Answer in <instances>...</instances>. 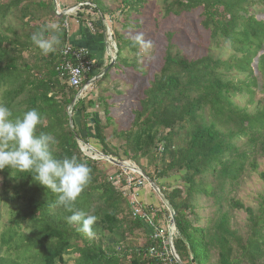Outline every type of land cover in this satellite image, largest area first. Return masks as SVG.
Segmentation results:
<instances>
[{
    "label": "trees",
    "instance_id": "trees-1",
    "mask_svg": "<svg viewBox=\"0 0 264 264\" xmlns=\"http://www.w3.org/2000/svg\"><path fill=\"white\" fill-rule=\"evenodd\" d=\"M74 1L79 26L95 38L109 42L107 22L113 24L116 49L110 60L116 61L90 88L99 89L97 97H78L102 73L97 68L80 88L62 74L65 49L79 46L55 0H0V102L14 117L36 109L43 118L38 131L58 141L55 156L75 155L90 167L91 182L76 207L98 218L94 235L69 225L71 213L53 207L55 194L30 174L13 173L14 178L5 169L0 171V264H161L149 255L161 243L136 215L124 167L98 152L140 170L146 189L154 191L148 180L159 187L176 214L174 247L181 264H264V189L255 194V205L241 198L247 182L264 186V0H160L162 9L150 28L147 0H121L115 10L108 1L119 0ZM119 10L126 16L122 29H116L113 16ZM198 12L209 36L206 54H187L180 45L182 30L169 31L161 37L165 50L156 68L162 22ZM48 25L56 26L60 43L43 55L31 36ZM144 29L141 45L135 36ZM122 73L145 78L146 86L131 111L130 128L114 133L120 143L113 145L107 131L119 121L114 112H121L125 93L101 86ZM145 188L137 192L139 207L149 214L156 210L155 221L166 227L170 211L162 203L161 208L145 204ZM201 248L205 258L197 253Z\"/></svg>",
    "mask_w": 264,
    "mask_h": 264
},
{
    "label": "clouds",
    "instance_id": "clouds-1",
    "mask_svg": "<svg viewBox=\"0 0 264 264\" xmlns=\"http://www.w3.org/2000/svg\"><path fill=\"white\" fill-rule=\"evenodd\" d=\"M55 25L33 33L31 40L43 55H48L60 43ZM135 41L144 44L142 34ZM42 116L31 109L22 116H13L12 111L0 102V171L31 175L33 182L55 194L53 207L63 208L71 215L66 217L69 225L88 237L94 235L93 226L97 217L77 208L76 202L91 182V169L75 155L59 159L54 146L58 143L53 134L38 131Z\"/></svg>",
    "mask_w": 264,
    "mask_h": 264
},
{
    "label": "rangeland",
    "instance_id": "rangeland-1",
    "mask_svg": "<svg viewBox=\"0 0 264 264\" xmlns=\"http://www.w3.org/2000/svg\"><path fill=\"white\" fill-rule=\"evenodd\" d=\"M55 2L57 3L58 0H55ZM147 2H148V4H147V10L145 12L146 13L145 25H146V28H150L153 26L152 21L154 19V16L156 15V13L159 10L162 9V7L159 4L160 0H147ZM120 3H121V0H119L117 3L108 1V6L115 10L119 7ZM64 5L65 6L60 5L61 9L60 8L58 9V16H65L64 11H66V12L68 11L71 13L70 15L66 16V20L69 23V28H70V25L71 26H73V25L79 26V24H77V23L72 25V22H76L75 15L78 12V10H76L77 5H76L75 1L74 0H65ZM58 7H59V5H58ZM113 16L117 17L118 23L116 24V29H122L121 27L123 26V23L126 22L125 14L121 13V11L119 10ZM182 18L183 19H181V18L180 19L179 18H170V19H167V20L162 22L164 30L160 34V36L158 37V40H157V43L159 44L160 49L158 50L157 55H156L157 57L155 58V66H157L156 68H158L161 65L163 53L165 50L164 45L161 43V37L164 33L169 32V31L182 30L180 45H181V48L187 54H189L193 57L194 56L202 57L206 54V49H207L206 43L209 39V36L206 35V33L201 28L200 12H198L192 16H185V18L184 17H182ZM107 23H108L109 28H111L113 24L109 23V22H107ZM65 24H64V26H65ZM111 33H112V31H111ZM126 34H132V32H126ZM139 34H146L145 29L142 30ZM149 36H152V35H149ZM200 43H203V46ZM108 47H109V49H108L109 53H110V50L113 51V49H116V46H113L112 42L109 43ZM110 47H111V49H110ZM145 51L152 52V51H154V48L150 47V46H146ZM110 55H111V53H110ZM110 58H112V55L110 56ZM149 59L150 58L148 57L143 62V71L148 70L147 63H149ZM128 71L130 72V70H128ZM112 73H114V71ZM128 75H131V74L124 75L122 73L121 76H117V77L114 76V79L112 78V80H109L110 79L109 78V79H107V81H105L103 83L104 85L101 86L102 88L106 87L109 91H113V89L117 87V88H119V90L123 89V91L125 93L124 96L121 97V99H122L121 101L125 102V104L123 105V107L121 109V112L120 111L114 112V115L116 116L115 120H119V121L112 124V126H109V129L107 131V134L109 135V138H110L109 140L113 145H119V143H120V140H118V138H116L117 135L116 134L114 135V133L126 131L127 129L130 128L131 123L133 121V116H132L131 111H132L134 106L138 105L142 89H143V87L146 86L145 78H140V77L136 76V78H135L136 80H134V75H132L133 78L128 77ZM128 78H129V80H128ZM97 82H95V83H97ZM90 92H91V89L87 93V96H84V97H89V99H94L97 97V93H99V89L97 88V90H94L91 93ZM78 97H80V96L78 95ZM110 104H112V102H110ZM97 110H99V109H97ZM101 117L104 119V113L103 112H101ZM83 149H85L84 146H83ZM93 157L97 158L95 155H93ZM98 157L103 159L99 154H98ZM144 163H146V162H144ZM175 186H177V185H174L173 187H175ZM148 188L151 190L150 187H148ZM263 189H264V186L262 185V183L256 182L255 180L249 181L245 184V189H244L243 194H241V198L248 205H255V201H254V198L256 196L255 194L262 192ZM145 191H146V188H145ZM153 193L155 194V197H157V199H159V201H161V203L164 204L162 199L160 198V196H158V194L154 191H153ZM145 242H146V240H145ZM145 242H143V243H145ZM197 253L203 255L204 251L201 248V249H199V251ZM204 258H205V256H204Z\"/></svg>",
    "mask_w": 264,
    "mask_h": 264
},
{
    "label": "built area",
    "instance_id": "built-area-1",
    "mask_svg": "<svg viewBox=\"0 0 264 264\" xmlns=\"http://www.w3.org/2000/svg\"><path fill=\"white\" fill-rule=\"evenodd\" d=\"M57 4V3H56ZM76 10H79L77 7ZM65 12V16L70 15V12ZM58 13V12H57ZM76 19V18H75ZM79 24V21L76 19V22ZM65 27L69 29V23L66 21ZM89 28L92 29V25H89ZM109 30L110 42L113 43V46H116L115 42L112 39L111 29ZM111 55L113 53L110 50ZM110 55V56H111ZM64 60L61 66L62 74L68 78V82L71 87L80 88L84 79L89 75L95 73L96 63L92 58L90 52L82 47H74L73 45H68L65 49ZM94 77L89 83H87L79 92V96H87V93L92 87V82L95 80ZM127 165V164H126ZM123 174L127 179L126 191L133 196V201L137 205L136 215H140L143 221L147 222L148 228L151 231L153 239L160 241L161 246L150 248L149 255L151 257H156L160 260L161 264H178L180 259L176 253L174 247V235L176 233V225L172 223L171 219L167 222L166 227L164 225L157 223L155 221V212L152 211V214L146 213L143 207L140 206V198H138V190L145 188L147 185L146 179L143 177V174L136 167L127 165L123 169ZM141 175L140 178H137L136 175Z\"/></svg>",
    "mask_w": 264,
    "mask_h": 264
},
{
    "label": "crops",
    "instance_id": "crops-1",
    "mask_svg": "<svg viewBox=\"0 0 264 264\" xmlns=\"http://www.w3.org/2000/svg\"><path fill=\"white\" fill-rule=\"evenodd\" d=\"M64 3L65 0H58L57 8L59 9L60 5L65 6ZM71 41L75 42L76 46L85 48L91 52L92 56H94L98 72H103L110 67L111 58L108 51L110 40L108 42L105 39H97L92 31L90 32L87 28L73 25L71 26ZM142 200L145 204L153 205L156 208H161L162 206L161 201L155 197V194L149 188L144 192Z\"/></svg>",
    "mask_w": 264,
    "mask_h": 264
},
{
    "label": "water",
    "instance_id": "water-1",
    "mask_svg": "<svg viewBox=\"0 0 264 264\" xmlns=\"http://www.w3.org/2000/svg\"><path fill=\"white\" fill-rule=\"evenodd\" d=\"M56 10L58 12V8H57V4H56ZM115 61H116V57L112 60L111 62V65L110 67H108L105 71H103L102 73H100L96 78L95 80H93L92 84L93 85L95 82L101 80L109 71L110 69L114 66L115 64ZM71 124H73V120H71ZM98 154L106 161H109L110 163L112 164H115L117 166H120V167H125L127 166L125 163H122V162H119V161H116V160H113L112 158H109V157H106V156H103L102 154H100L98 152ZM148 183L151 185V187L154 189V191L158 194V196H160V198L162 199L164 205H166V207L168 208V210L170 211L171 215H172V223L176 225V214H175V211L174 209L171 207V205L169 204V202L166 200L165 196L162 194V192L160 191L159 187L157 185H155V183H153L152 181L148 180ZM179 264H181V261L180 259L178 260Z\"/></svg>",
    "mask_w": 264,
    "mask_h": 264
}]
</instances>
